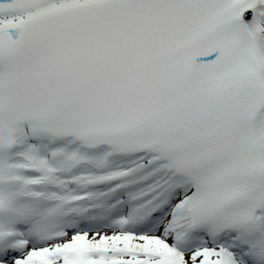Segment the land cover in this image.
<instances>
[{
    "label": "snow or ice",
    "instance_id": "1",
    "mask_svg": "<svg viewBox=\"0 0 264 264\" xmlns=\"http://www.w3.org/2000/svg\"><path fill=\"white\" fill-rule=\"evenodd\" d=\"M0 264H264V0H0Z\"/></svg>",
    "mask_w": 264,
    "mask_h": 264
}]
</instances>
